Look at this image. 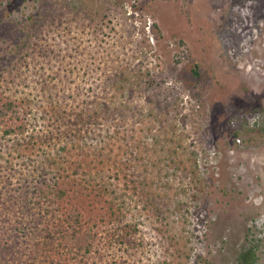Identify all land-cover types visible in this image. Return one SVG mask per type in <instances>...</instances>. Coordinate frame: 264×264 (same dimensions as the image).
I'll return each instance as SVG.
<instances>
[{"label":"rangeland","instance_id":"374dc122","mask_svg":"<svg viewBox=\"0 0 264 264\" xmlns=\"http://www.w3.org/2000/svg\"><path fill=\"white\" fill-rule=\"evenodd\" d=\"M207 1L0 0V100L28 122L0 121V238L25 222L51 264L45 212L13 205L46 169L92 192L95 264H237L252 240L264 264V16Z\"/></svg>","mask_w":264,"mask_h":264},{"label":"trees","instance_id":"16d2710c","mask_svg":"<svg viewBox=\"0 0 264 264\" xmlns=\"http://www.w3.org/2000/svg\"><path fill=\"white\" fill-rule=\"evenodd\" d=\"M22 114L23 112L18 108L17 102L12 98L4 97L0 100V121L6 122V124L9 121L12 122L11 126L9 124V128L5 130L6 133L11 134L25 130L28 122L26 120L20 121ZM45 172L46 169H43V173L40 176L41 179L37 181V187L31 193L17 194L19 195L17 199L20 201L17 200L13 205L21 214H25V212L30 214L36 211L35 209L45 212V218L42 214L40 215V220L35 221L37 218L35 215L31 219L34 221V229H39L43 225L42 227L49 229L50 236L52 235L49 237L52 247L48 252L47 249L45 251L49 253L48 259L51 264H57V261L62 264L66 258H68V262L71 260L72 264H95L94 261L101 252L100 241L98 240L97 229H94L92 223H90L94 218L93 216L87 218L88 216H86V212L83 209L85 205L82 204L83 201H86L85 198L91 195L89 193L92 192L88 191L77 180H59L55 176L54 181H50L44 174ZM96 195L100 196L99 193ZM72 198L75 203L72 202ZM105 218L108 219L109 216ZM101 219H104V217H101ZM109 222L110 220H108ZM50 224L56 228H52ZM22 225L25 226L21 227L19 225L20 228H13L10 238H0V264H42V248L38 249L35 246L34 250L27 251V247L23 245L24 240L31 239L33 233L38 235V232L31 231L23 221ZM130 227L131 225L125 226L126 230L124 232L121 231L122 233L117 236L113 234L111 237H114V239L120 238L118 239L120 245L121 243L130 244L132 242L130 234L132 229ZM58 229L66 232L67 236L63 233V238L66 237V242L60 244L62 248L55 249L53 246L55 244V233L53 235L52 232ZM249 242L250 245L248 247L244 245L242 248L235 249L234 255L236 256L237 264H257L258 246L252 244L253 240ZM62 253H65V255Z\"/></svg>","mask_w":264,"mask_h":264},{"label":"bare ground","instance_id":"6f19581e","mask_svg":"<svg viewBox=\"0 0 264 264\" xmlns=\"http://www.w3.org/2000/svg\"><path fill=\"white\" fill-rule=\"evenodd\" d=\"M218 1H219L218 3L215 2L216 5L212 1H210V2L207 1L208 3H210V5H212V10H211V13L213 14L212 18H215L221 9L226 8L230 0H218ZM252 2H255L257 5L259 4L258 12L250 11V18L252 17V20H250L251 23L257 24L259 22L258 18L260 19L259 13H261L264 16V0H252ZM201 3H204V2H201ZM199 7L201 8L202 13H204V14H205L204 11H208V10L204 9V7H206V5L203 7L199 3ZM209 8H211V7H209Z\"/></svg>","mask_w":264,"mask_h":264}]
</instances>
